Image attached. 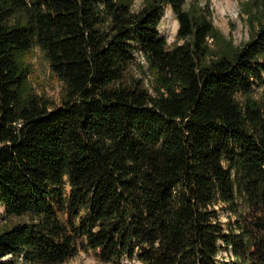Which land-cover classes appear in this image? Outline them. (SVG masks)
<instances>
[{"label": "trees", "instance_id": "obj_1", "mask_svg": "<svg viewBox=\"0 0 264 264\" xmlns=\"http://www.w3.org/2000/svg\"><path fill=\"white\" fill-rule=\"evenodd\" d=\"M242 6L235 44L197 0H0V264H264V0Z\"/></svg>", "mask_w": 264, "mask_h": 264}, {"label": "rangeland", "instance_id": "obj_2", "mask_svg": "<svg viewBox=\"0 0 264 264\" xmlns=\"http://www.w3.org/2000/svg\"><path fill=\"white\" fill-rule=\"evenodd\" d=\"M200 4L209 7L212 11V20L223 36L233 39L235 44H241L250 36V28L245 21V15L242 14L243 2L246 0H197ZM140 0H135V6H138ZM178 19L170 6L166 7L165 14L161 20L159 30L161 35L165 36L168 43L176 40L178 30ZM30 63L31 71L29 73V85L33 87L36 93L50 98L53 102L59 103L63 91V83L50 69V65L40 49L30 51L26 56ZM143 62L145 60L142 59ZM257 96L264 93V89L255 90ZM226 221L225 215H222ZM21 218H13L18 220ZM229 258V252L223 250L219 255L220 264H225ZM62 264H110L99 259L95 252L79 251L74 257L69 258ZM116 264H139L137 261L124 258Z\"/></svg>", "mask_w": 264, "mask_h": 264}]
</instances>
